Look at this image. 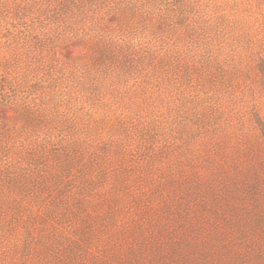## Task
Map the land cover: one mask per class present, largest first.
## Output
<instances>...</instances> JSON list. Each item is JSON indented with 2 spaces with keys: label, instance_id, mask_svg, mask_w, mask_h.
I'll return each instance as SVG.
<instances>
[{
  "label": "rangeland",
  "instance_id": "374dc122",
  "mask_svg": "<svg viewBox=\"0 0 264 264\" xmlns=\"http://www.w3.org/2000/svg\"><path fill=\"white\" fill-rule=\"evenodd\" d=\"M0 264H264V0H0Z\"/></svg>",
  "mask_w": 264,
  "mask_h": 264
}]
</instances>
